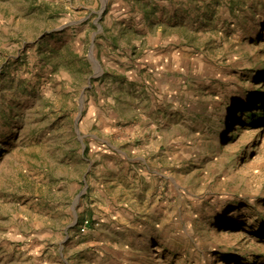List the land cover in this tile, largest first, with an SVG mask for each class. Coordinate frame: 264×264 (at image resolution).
Returning a JSON list of instances; mask_svg holds the SVG:
<instances>
[{
  "label": "rangeland",
  "instance_id": "374dc122",
  "mask_svg": "<svg viewBox=\"0 0 264 264\" xmlns=\"http://www.w3.org/2000/svg\"><path fill=\"white\" fill-rule=\"evenodd\" d=\"M260 98L264 0H0V264H264Z\"/></svg>",
  "mask_w": 264,
  "mask_h": 264
},
{
  "label": "trees",
  "instance_id": "16d2710c",
  "mask_svg": "<svg viewBox=\"0 0 264 264\" xmlns=\"http://www.w3.org/2000/svg\"><path fill=\"white\" fill-rule=\"evenodd\" d=\"M256 102H259L260 104L262 103V102H264V98H260L259 100L257 99L256 101H255V104H254V102L252 103L253 105V108L252 109H249L251 112H252V110L253 109H255V108H257V107H259V103H256ZM251 117H252V119H253V124L255 123V124H258L259 122H264V113H253L252 112V114H251Z\"/></svg>",
  "mask_w": 264,
  "mask_h": 264
},
{
  "label": "built area",
  "instance_id": "2783aa9c",
  "mask_svg": "<svg viewBox=\"0 0 264 264\" xmlns=\"http://www.w3.org/2000/svg\"><path fill=\"white\" fill-rule=\"evenodd\" d=\"M85 222H86V223H89L90 221H89V220H86Z\"/></svg>",
  "mask_w": 264,
  "mask_h": 264
}]
</instances>
